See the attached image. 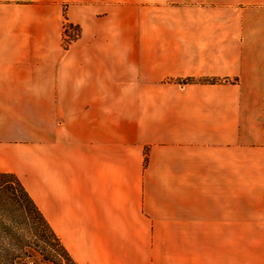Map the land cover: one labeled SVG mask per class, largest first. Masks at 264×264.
I'll list each match as a JSON object with an SVG mask.
<instances>
[{
  "label": "crops",
  "instance_id": "1",
  "mask_svg": "<svg viewBox=\"0 0 264 264\" xmlns=\"http://www.w3.org/2000/svg\"><path fill=\"white\" fill-rule=\"evenodd\" d=\"M263 99L264 0H0V172L76 264H264Z\"/></svg>",
  "mask_w": 264,
  "mask_h": 264
},
{
  "label": "trees",
  "instance_id": "2",
  "mask_svg": "<svg viewBox=\"0 0 264 264\" xmlns=\"http://www.w3.org/2000/svg\"><path fill=\"white\" fill-rule=\"evenodd\" d=\"M67 25L76 26L72 23ZM69 42L70 40L66 41L64 45ZM183 81L218 83L222 79L205 76L197 79L186 78ZM0 209L11 214L10 225L0 221V245H3L0 248V264H76L13 173L0 172Z\"/></svg>",
  "mask_w": 264,
  "mask_h": 264
},
{
  "label": "rangeland",
  "instance_id": "3",
  "mask_svg": "<svg viewBox=\"0 0 264 264\" xmlns=\"http://www.w3.org/2000/svg\"><path fill=\"white\" fill-rule=\"evenodd\" d=\"M68 23L64 24V34H63V38H64V43H66V41L70 40H74L76 39L79 34H80V30L78 27L76 26H73V27H69V25H67ZM72 38V40H71ZM10 212H7L5 211L4 209H0V221L2 224H9L10 225V222H11V218H10V215L9 214ZM2 228L0 226V234H1V231ZM5 246V245H4ZM0 248H3V245H0ZM5 248V247H4ZM7 248V246H6ZM54 252V251H52Z\"/></svg>",
  "mask_w": 264,
  "mask_h": 264
}]
</instances>
